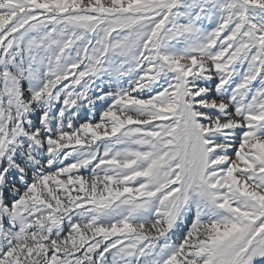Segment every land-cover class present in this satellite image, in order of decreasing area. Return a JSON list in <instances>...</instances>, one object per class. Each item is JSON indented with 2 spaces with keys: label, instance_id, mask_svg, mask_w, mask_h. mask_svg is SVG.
Listing matches in <instances>:
<instances>
[{
  "label": "snow or ice",
  "instance_id": "6c2138e0",
  "mask_svg": "<svg viewBox=\"0 0 264 264\" xmlns=\"http://www.w3.org/2000/svg\"><path fill=\"white\" fill-rule=\"evenodd\" d=\"M0 264H264V0H0Z\"/></svg>",
  "mask_w": 264,
  "mask_h": 264
},
{
  "label": "rangeland",
  "instance_id": "374dc122",
  "mask_svg": "<svg viewBox=\"0 0 264 264\" xmlns=\"http://www.w3.org/2000/svg\"><path fill=\"white\" fill-rule=\"evenodd\" d=\"M8 199H11L12 197L10 196V195H8V197H7Z\"/></svg>",
  "mask_w": 264,
  "mask_h": 264
}]
</instances>
